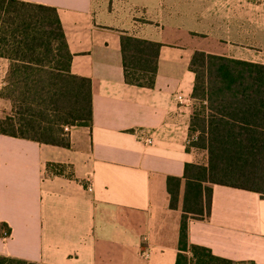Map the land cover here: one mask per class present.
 I'll return each mask as SVG.
<instances>
[{"label": "crops", "instance_id": "1", "mask_svg": "<svg viewBox=\"0 0 264 264\" xmlns=\"http://www.w3.org/2000/svg\"><path fill=\"white\" fill-rule=\"evenodd\" d=\"M14 1L57 10L71 72L91 81L93 122L70 128V148L0 134V256L176 264L185 182L175 210L168 179L183 180L186 164H207L205 152L187 150L191 120L203 106L193 96L190 62L202 51L264 65V0ZM124 36L162 46L153 88L126 82ZM9 66L0 58L1 89ZM179 95L190 103L180 104ZM7 106L0 99V118ZM188 240L219 258L264 264V198L212 186L211 215L188 221Z\"/></svg>", "mask_w": 264, "mask_h": 264}, {"label": "trees", "instance_id": "2", "mask_svg": "<svg viewBox=\"0 0 264 264\" xmlns=\"http://www.w3.org/2000/svg\"><path fill=\"white\" fill-rule=\"evenodd\" d=\"M161 47L122 38L128 84L154 87ZM0 58L10 61L0 98L12 104L0 118L1 135L70 148L64 129L92 126L91 81L71 72L72 54L55 8L0 0ZM190 70L193 96L203 106L191 120L187 150L205 152L207 164H186L183 180L168 179L175 210L185 182L176 264H239L190 244L188 221L210 217L214 185L264 198V65L197 51ZM0 264L37 263L0 256Z\"/></svg>", "mask_w": 264, "mask_h": 264}, {"label": "built area", "instance_id": "3", "mask_svg": "<svg viewBox=\"0 0 264 264\" xmlns=\"http://www.w3.org/2000/svg\"><path fill=\"white\" fill-rule=\"evenodd\" d=\"M177 100H178V102L180 103V104H188V103H190V101L189 100H187V99H185L182 95H179V96H177ZM65 132L66 133H69L70 132V128L69 127H66L65 129ZM138 138L140 139V140H142V141H144L145 143H147V144H149V145H152L153 144V140L151 139V138H146L145 136H143V135H140V136H138ZM84 185H85V187H86V190L88 191V192H93V190H94V185H93V180H92V178H88V179H86L85 180V182H84ZM10 236V233H9V231L8 230H3V232H2V237L3 238H8ZM145 258H149V256H150V252L149 251H143V254H142Z\"/></svg>", "mask_w": 264, "mask_h": 264}, {"label": "rangeland", "instance_id": "4", "mask_svg": "<svg viewBox=\"0 0 264 264\" xmlns=\"http://www.w3.org/2000/svg\"><path fill=\"white\" fill-rule=\"evenodd\" d=\"M3 84L5 85L4 81H3ZM4 85H3V88H4ZM3 88H2V89H3ZM2 89L0 88V90H2ZM0 99H2V98H0ZM3 100H5V99H3ZM5 101H7V105H8V106H7V108H8V112H6V115H7V114L11 113V111H12V104H11V102L8 101V100H5ZM64 132H65V130H64ZM65 134L68 135L69 133H66V132H65Z\"/></svg>", "mask_w": 264, "mask_h": 264}]
</instances>
